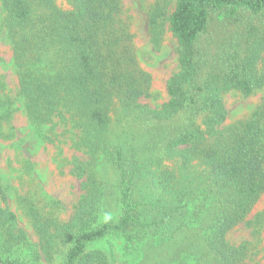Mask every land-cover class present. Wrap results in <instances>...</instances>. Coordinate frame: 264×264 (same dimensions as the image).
I'll list each match as a JSON object with an SVG mask.
<instances>
[{"label":"trees","instance_id":"1","mask_svg":"<svg viewBox=\"0 0 264 264\" xmlns=\"http://www.w3.org/2000/svg\"><path fill=\"white\" fill-rule=\"evenodd\" d=\"M2 6L30 123L40 131L70 114L91 156L102 157L117 177L113 196L88 175L71 221L42 250L49 254L68 242L63 264H115L113 253L89 248L121 237L139 264H243L247 246L231 245L226 236L264 194V96L230 125L223 96L264 90L258 68L264 0H175L166 21L178 71L157 108L140 102L151 80L120 20L121 0H3ZM152 9L149 31L158 49L165 12ZM14 220L0 209V228H12ZM192 229L195 238L169 252ZM4 251L0 264H31Z\"/></svg>","mask_w":264,"mask_h":264},{"label":"rangeland","instance_id":"2","mask_svg":"<svg viewBox=\"0 0 264 264\" xmlns=\"http://www.w3.org/2000/svg\"><path fill=\"white\" fill-rule=\"evenodd\" d=\"M0 0V209L15 216L14 226L0 228V247L5 255L19 256L31 264H63L68 242L46 254L45 239L69 223L81 203L88 184L107 188L115 194L117 177L113 168L99 155L94 158L82 143V129L70 114L62 112L49 125L37 130L29 121L25 100L20 94L13 50L4 35V14ZM120 20L127 26L139 67L150 77L148 96L140 102L151 108L168 100L167 80L178 71L177 43L168 29L167 17L175 0H121ZM61 4V0H58ZM164 9V33L158 49L151 43L149 17L152 8ZM259 71H264V60ZM264 90L243 97L236 91L223 96L227 110L226 125L247 118L260 103ZM113 221L118 212L111 208ZM105 219H99L102 223ZM254 221L247 225V222ZM96 225V224H95ZM42 226V227H40ZM15 237L12 239L9 235ZM196 234L195 229L176 237L169 252L181 250ZM226 240L234 246L245 244L248 249L243 264H264V194L244 223L233 228ZM113 253L115 264H139L140 256L124 248L121 237H111L89 249Z\"/></svg>","mask_w":264,"mask_h":264}]
</instances>
